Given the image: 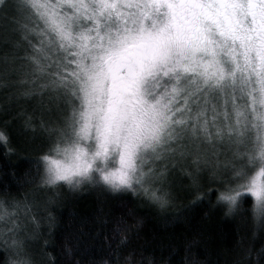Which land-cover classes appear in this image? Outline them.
Wrapping results in <instances>:
<instances>
[{
    "label": "snow or ice",
    "instance_id": "obj_1",
    "mask_svg": "<svg viewBox=\"0 0 264 264\" xmlns=\"http://www.w3.org/2000/svg\"><path fill=\"white\" fill-rule=\"evenodd\" d=\"M0 88L31 102L18 116L42 149L32 191L0 198L4 264H34L20 212L39 228L65 187L163 210L179 173L195 202L233 215L254 198L264 223V0H0Z\"/></svg>",
    "mask_w": 264,
    "mask_h": 264
},
{
    "label": "trees",
    "instance_id": "obj_2",
    "mask_svg": "<svg viewBox=\"0 0 264 264\" xmlns=\"http://www.w3.org/2000/svg\"><path fill=\"white\" fill-rule=\"evenodd\" d=\"M21 108L30 109L31 102L9 101L0 88V128L9 122L8 148L13 149L8 151L0 143V198L4 193L20 197L31 192L33 185L26 181L37 178L32 162L42 149L39 140H31L32 134L23 131ZM188 183L176 174L177 199L163 210L131 192L83 186L69 195L66 187L59 189L61 195L49 210L53 219L42 209L33 210L39 228L20 212L26 247L34 264H73L85 258L108 264H264V223L249 210L254 200H248L239 214L225 215L226 209L195 202ZM98 217L107 224L97 223ZM121 221L129 226L123 234L115 230Z\"/></svg>",
    "mask_w": 264,
    "mask_h": 264
},
{
    "label": "rangeland",
    "instance_id": "obj_3",
    "mask_svg": "<svg viewBox=\"0 0 264 264\" xmlns=\"http://www.w3.org/2000/svg\"><path fill=\"white\" fill-rule=\"evenodd\" d=\"M254 200V198H252Z\"/></svg>",
    "mask_w": 264,
    "mask_h": 264
}]
</instances>
